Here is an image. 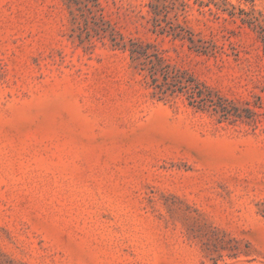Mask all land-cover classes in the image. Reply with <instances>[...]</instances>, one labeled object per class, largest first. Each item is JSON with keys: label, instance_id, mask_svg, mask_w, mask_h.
I'll list each match as a JSON object with an SVG mask.
<instances>
[{"label": "rangeland", "instance_id": "rangeland-1", "mask_svg": "<svg viewBox=\"0 0 264 264\" xmlns=\"http://www.w3.org/2000/svg\"><path fill=\"white\" fill-rule=\"evenodd\" d=\"M261 27L264 0H0V264H264Z\"/></svg>", "mask_w": 264, "mask_h": 264}, {"label": "trees", "instance_id": "trees-1", "mask_svg": "<svg viewBox=\"0 0 264 264\" xmlns=\"http://www.w3.org/2000/svg\"><path fill=\"white\" fill-rule=\"evenodd\" d=\"M259 34H260L261 42L263 43V46H264V28L263 27L260 28ZM135 45H137V44L132 43V45H131V47L129 49L130 58L133 61L137 60L139 58L140 54H141V52L139 51V49L136 48ZM159 65H160V59L159 58H156L155 61L151 60V66L148 69V74H149V77L151 78V83H157L156 75H157V73L159 71H161L160 68H159ZM141 70H144V67H142ZM167 74L168 73L166 72L165 76H167Z\"/></svg>", "mask_w": 264, "mask_h": 264}]
</instances>
